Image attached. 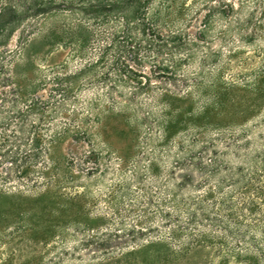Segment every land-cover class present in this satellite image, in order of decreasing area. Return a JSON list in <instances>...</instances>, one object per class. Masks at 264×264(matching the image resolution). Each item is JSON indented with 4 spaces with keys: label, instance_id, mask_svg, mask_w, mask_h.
<instances>
[{
    "label": "trees",
    "instance_id": "trees-1",
    "mask_svg": "<svg viewBox=\"0 0 264 264\" xmlns=\"http://www.w3.org/2000/svg\"><path fill=\"white\" fill-rule=\"evenodd\" d=\"M215 1L193 32L165 1H27L39 32L50 16L64 27L39 37L67 47L0 107V181L39 200V264H264V157L234 133L264 95V0ZM117 125L137 137L129 152L108 149ZM66 137L86 148L60 166L50 146Z\"/></svg>",
    "mask_w": 264,
    "mask_h": 264
},
{
    "label": "rangeland",
    "instance_id": "rangeland-1",
    "mask_svg": "<svg viewBox=\"0 0 264 264\" xmlns=\"http://www.w3.org/2000/svg\"><path fill=\"white\" fill-rule=\"evenodd\" d=\"M27 1L0 0V9L5 14V18L2 17L1 21L5 22L4 26L6 25V30L0 38V107L5 109L11 105L9 102L11 98L20 100L19 98L23 96L25 83L32 78V73L39 69V62L43 64L56 63L65 56L67 50L66 46H60L59 42L62 41L44 40L39 37L50 28L57 27V29L63 30L61 20L57 19L56 16L46 17L42 20L39 32V4L29 9ZM74 1L79 5L81 3L87 4L86 0ZM116 1L104 0V4H114ZM156 1H165L172 6H181L179 11L181 16L191 18L188 22L189 31H196L202 24L206 8L200 6L201 2L206 0H154V2ZM207 3L213 5L216 1L207 0ZM7 21L10 23H6ZM217 27L218 22L212 21L208 31H214ZM256 42L259 46L264 47V39H257ZM212 47H217V44L213 43ZM250 47L252 46L244 47V49ZM49 49L51 50L48 51ZM9 50L11 51L9 52ZM39 54L44 56L43 60H39ZM255 58L253 57V60ZM34 94H39V88H35ZM3 97L8 101L1 100ZM226 99H231V104H234L235 101L241 99V95L231 96V94H227ZM16 104V107H19L21 103ZM242 108L247 112L245 117L241 119L239 127L234 131L235 134H239L236 143L242 149V145L248 141L246 147L249 155L259 154L264 157V95H260L255 104H251L250 99L246 100ZM106 136L108 149H114L120 153L129 152L137 141V137L132 132L125 127L121 128L119 125L108 129ZM94 145L97 149L101 146L96 141ZM85 148V143L73 141L66 137L52 143L50 155L60 166H63L67 157L76 156ZM216 148L222 150L224 147L218 142ZM144 149L146 147L142 148V150ZM224 158L232 166L241 164L244 167H253L260 163L258 162L259 159L251 161L248 157L237 158L231 152H227ZM161 159L158 163L159 171H162V167L167 164L165 157ZM100 161L104 163L108 160L100 158ZM108 163L110 166L115 164L112 159ZM0 173L3 174L2 168H0ZM108 176H110V169L104 173V178ZM97 185L93 189H98L99 186ZM22 188L23 186L15 180L0 181V189H3L0 194V264H39V237L35 231L39 225V200L34 197L35 195L33 197L29 195L30 199L29 196L22 199L21 193L16 192L17 189ZM12 191H14L13 194ZM16 226H20L21 229L16 230L12 236L1 235V233L14 230ZM29 227L33 228V232L30 231L31 228Z\"/></svg>",
    "mask_w": 264,
    "mask_h": 264
}]
</instances>
